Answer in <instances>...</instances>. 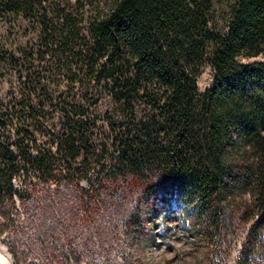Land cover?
I'll return each instance as SVG.
<instances>
[{
	"label": "trees",
	"instance_id": "1",
	"mask_svg": "<svg viewBox=\"0 0 264 264\" xmlns=\"http://www.w3.org/2000/svg\"><path fill=\"white\" fill-rule=\"evenodd\" d=\"M95 162L96 198L132 177L174 186L221 236L254 223L240 264H260L264 0H0V204Z\"/></svg>",
	"mask_w": 264,
	"mask_h": 264
},
{
	"label": "rangeland",
	"instance_id": "2",
	"mask_svg": "<svg viewBox=\"0 0 264 264\" xmlns=\"http://www.w3.org/2000/svg\"><path fill=\"white\" fill-rule=\"evenodd\" d=\"M211 81L207 69L200 88ZM49 117L46 131L63 128L61 113ZM109 153H115L111 145ZM101 172L95 162L79 185L32 190L26 200L0 204V251L12 264H240L254 223L225 228L229 234L221 236L202 207L186 205L174 186L151 192L132 177L119 190L105 186L96 198L91 185ZM14 181L24 187V177ZM257 257L264 264V254Z\"/></svg>",
	"mask_w": 264,
	"mask_h": 264
},
{
	"label": "bare ground",
	"instance_id": "3",
	"mask_svg": "<svg viewBox=\"0 0 264 264\" xmlns=\"http://www.w3.org/2000/svg\"><path fill=\"white\" fill-rule=\"evenodd\" d=\"M0 264H12L11 260L0 251Z\"/></svg>",
	"mask_w": 264,
	"mask_h": 264
}]
</instances>
